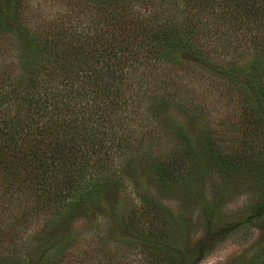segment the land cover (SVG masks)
<instances>
[{"label":"trees","instance_id":"obj_1","mask_svg":"<svg viewBox=\"0 0 264 264\" xmlns=\"http://www.w3.org/2000/svg\"><path fill=\"white\" fill-rule=\"evenodd\" d=\"M73 1L92 14L89 23L78 13L66 23L30 24L33 0H0V264L17 262L18 228L42 218L47 228L99 203L109 180L104 173L117 155L127 169L137 155L140 162L152 161L160 184L169 188L199 171L191 140L174 149L168 164L150 159L151 145L129 135L132 125L148 123L147 104L132 86L140 85V69L144 76L149 66L173 64L180 56L211 64L214 56L197 48L198 37L209 42L210 30L220 33L217 41L239 34L246 61L227 70L212 64L228 94L240 99V146L234 149L216 134L207 138L203 155L222 174L249 184L251 195L233 230L264 219V0ZM152 102L148 109L157 108ZM178 132L186 138L185 130ZM120 181L112 176L110 186ZM145 205L130 227L143 236L135 247L148 264H196L204 257L205 240L194 252L184 248L190 221ZM221 205L210 204L206 235ZM262 240L246 264H264V235ZM40 264L56 263L46 258Z\"/></svg>","mask_w":264,"mask_h":264},{"label":"rangeland","instance_id":"obj_2","mask_svg":"<svg viewBox=\"0 0 264 264\" xmlns=\"http://www.w3.org/2000/svg\"><path fill=\"white\" fill-rule=\"evenodd\" d=\"M33 1L37 11L29 14L30 24L44 20L66 23L69 16L75 17L78 13L84 24L92 20V14L82 7L77 9L73 0ZM219 35L210 30L207 44L198 37L200 53L205 48L211 57L214 56L211 64H199L195 59L180 56L173 64L149 66L144 76L138 74L144 71L140 69L137 73L140 85L132 86L135 96L147 104L144 105L148 123L143 127L132 125L133 130L128 134L136 140L144 139L146 148L151 145L150 159H161L168 164L175 158L174 149L191 140L199 171L188 181L180 178L178 182H183H179V187L169 188L160 184L152 161L149 164L140 162L141 157L137 155L139 157L132 158L127 169L128 165H121L124 156L117 155L107 166L109 172L104 173L109 180L102 184L99 203L85 204L77 216L50 223L47 228L43 226L47 219L42 216L29 229L18 228L20 239L16 241V251L20 256L14 264H40L46 258L56 264H148L145 254L135 247L143 242V236L130 227L131 218L141 214L146 202L163 206L174 216L190 221L191 227L184 233V248L194 252L202 240L206 246V254L196 264H246L249 261L263 241L264 219L233 230L234 217L251 195L249 184L222 174L203 155L207 138L216 134L226 142L229 139L234 149L241 143L238 132L240 99L228 94L215 67L227 70L233 65L244 64L246 46L239 40V34L229 33L227 40L217 41ZM152 99L156 109H148ZM180 128L185 130L186 138L179 134ZM112 176L117 181L122 179L118 186H110ZM218 200L222 205L213 215V228L206 235L203 223L208 219L210 204ZM17 216L15 209L13 217ZM2 225L7 231L9 222Z\"/></svg>","mask_w":264,"mask_h":264}]
</instances>
